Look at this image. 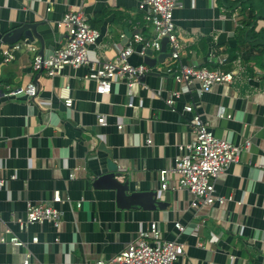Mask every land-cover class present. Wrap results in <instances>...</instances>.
Instances as JSON below:
<instances>
[{
  "label": "crops",
  "instance_id": "0c3cea01",
  "mask_svg": "<svg viewBox=\"0 0 264 264\" xmlns=\"http://www.w3.org/2000/svg\"><path fill=\"white\" fill-rule=\"evenodd\" d=\"M139 1L0 0V30L34 25L32 38L19 41L27 39L47 56L66 41V29L58 26L63 14L80 6L100 32L97 43L88 47L89 57L104 62L115 56L116 47L132 42L135 33L154 38ZM236 1L180 0L174 11L184 46L181 64L242 70L233 83L210 92L201 91L198 82H177L158 63L132 87L118 80L109 94L100 95L95 82L85 78L88 66H66L50 78L32 70L27 49L13 51L6 63L0 52V83L21 89L33 83L37 89L35 97L0 96V176H15L0 188V264H24L26 251L31 264H95L122 251L152 222L158 223L163 240L184 244L178 264H264V60L262 46L251 49L244 34L253 21V6L258 8L255 15H264V0H251L253 5ZM255 30L264 38V18L257 20ZM141 46L133 43L130 63H145ZM166 51L170 53L168 44ZM158 55L152 51L153 58ZM173 92L179 96L171 108L166 100ZM64 98L72 99V106ZM186 105L193 112L184 111ZM194 114L217 137L235 145L250 141L240 161L214 181L222 203L193 207V196L171 172L162 188L160 171L173 166L179 146L195 139ZM99 117L105 125L98 123ZM110 169L120 174L118 182L130 180L134 190L155 192L162 209L121 205L114 190L93 187L95 177ZM56 193L61 202L54 205L62 213L57 226L18 229L14 220L25 217L26 201L49 203ZM175 223L186 230L180 232ZM6 228L25 247L1 242L10 236Z\"/></svg>",
  "mask_w": 264,
  "mask_h": 264
},
{
  "label": "built area",
  "instance_id": "2783aa9c",
  "mask_svg": "<svg viewBox=\"0 0 264 264\" xmlns=\"http://www.w3.org/2000/svg\"><path fill=\"white\" fill-rule=\"evenodd\" d=\"M178 7H180V0H140L138 8L144 13V19L151 24L154 38L145 40L140 33H135L132 42L128 45L116 47V54L111 60L98 62L90 59L88 47L97 43L100 32L89 24L82 7L72 6L65 11L58 22V26L67 31L66 41L62 46L44 56L27 39L13 44H4L0 50L2 61L9 62L13 51L27 49L32 53V70L43 72L50 78L60 75L66 66L74 68L88 66L89 70L85 78L94 81L96 92L104 95L111 92L112 85L118 80H124L127 88L132 87L140 76L151 69L145 63L132 64L129 62L128 59L134 52L133 43H141L139 54L146 56L148 50L159 52L161 40L166 38L170 56L163 62V70L177 82L187 86L198 82L203 92H210L216 85L233 83L242 72L240 68L225 71L220 67L209 69L181 64L180 59L184 46L178 39L174 21V11ZM20 93L35 97L37 89L33 83H29L25 89L0 83V96H16ZM178 96L177 92H173L166 100V104L172 108ZM64 103L70 107L72 99L64 98ZM184 111L191 113L193 108L186 105ZM223 114L222 111L220 115ZM226 117L230 118V115ZM98 123L105 125V118L99 117ZM192 125L195 133L194 141L189 145L179 146L181 153L175 158L173 166L168 170L160 171L162 188L166 187V173L171 172L177 175L179 187L185 188L193 196V207L200 204L210 205L214 202L222 203L224 198L215 195L214 181L230 165L240 161L241 154L249 148L250 141L235 145L228 139L215 136L208 123L198 114L193 115ZM122 127V123L117 124L118 129ZM150 144V139H147L146 145ZM14 178L15 176L11 175L8 179ZM8 179L0 176V188L6 185ZM59 202H61L59 193H56L49 203L26 201L25 217H18L14 222L21 231L34 224L50 223L57 226L61 221L62 213L54 203ZM175 227L180 232L186 230L180 223H175ZM4 233L10 236L8 239L2 237L1 242L25 247V243L9 228H6ZM32 242L37 243L38 237L34 236ZM183 253L184 244L175 240H163L158 223L152 222L147 229L140 231L138 236L122 251L108 259H98L95 264H178V259ZM30 258L31 254L26 251L22 262L31 264Z\"/></svg>",
  "mask_w": 264,
  "mask_h": 264
},
{
  "label": "water",
  "instance_id": "95a60500",
  "mask_svg": "<svg viewBox=\"0 0 264 264\" xmlns=\"http://www.w3.org/2000/svg\"><path fill=\"white\" fill-rule=\"evenodd\" d=\"M35 33L34 25L26 24L21 27H17L11 31L2 32L0 30V46L3 44H13L18 42L22 37L27 39L32 38V32ZM168 41L166 38L161 40V48L159 55L156 58L152 57V50H148L145 56V64L151 69L154 68L158 63H163L170 53L166 51ZM141 77V76H140ZM108 173L98 175L93 180V187L104 188L114 190L116 198L119 204L123 205H139L145 209L154 210L156 208L162 209L163 205L161 202L154 199L156 197L155 192H144L137 191L131 188L130 180L124 182H118L115 178L119 176V173H115V169H110ZM169 194H166V201L169 200Z\"/></svg>",
  "mask_w": 264,
  "mask_h": 264
},
{
  "label": "trees",
  "instance_id": "16d2710c",
  "mask_svg": "<svg viewBox=\"0 0 264 264\" xmlns=\"http://www.w3.org/2000/svg\"><path fill=\"white\" fill-rule=\"evenodd\" d=\"M221 2L228 3L229 5L231 3V5H234V3L230 2V0H221ZM236 2L237 3L241 2L242 4L249 3L250 5H253L251 0H239ZM257 10H258V8L255 9L254 6L251 8L250 13H251V18L253 19V21L250 22V28H247L246 31L244 32V34H246V38L248 40V43H249L251 49L252 48H259L262 46L259 53L262 55V58L264 60V38H263L262 34L259 35L260 32L255 30L257 20L259 18H264V15H262V14L255 15ZM0 61H1V57H0ZM263 71H264V66H263Z\"/></svg>",
  "mask_w": 264,
  "mask_h": 264
}]
</instances>
